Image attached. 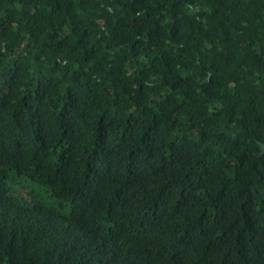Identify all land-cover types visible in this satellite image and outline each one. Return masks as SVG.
<instances>
[{
  "label": "trees",
  "instance_id": "obj_1",
  "mask_svg": "<svg viewBox=\"0 0 264 264\" xmlns=\"http://www.w3.org/2000/svg\"><path fill=\"white\" fill-rule=\"evenodd\" d=\"M0 264H264V0H0Z\"/></svg>",
  "mask_w": 264,
  "mask_h": 264
}]
</instances>
